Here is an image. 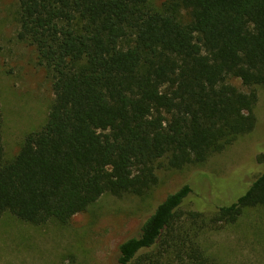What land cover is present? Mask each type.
<instances>
[{
    "label": "trees",
    "instance_id": "1",
    "mask_svg": "<svg viewBox=\"0 0 264 264\" xmlns=\"http://www.w3.org/2000/svg\"><path fill=\"white\" fill-rule=\"evenodd\" d=\"M18 7V39L49 70L54 97L44 125L8 162L0 110V217L66 224L104 195L146 194L158 169L201 165L255 129V91L227 78L264 90V0H164L163 10L148 0ZM256 160L262 168L246 190L206 221L189 213L190 231L177 223L190 184L167 194L118 245L117 264H217L203 255L197 231L264 206V155Z\"/></svg>",
    "mask_w": 264,
    "mask_h": 264
},
{
    "label": "rangeland",
    "instance_id": "2",
    "mask_svg": "<svg viewBox=\"0 0 264 264\" xmlns=\"http://www.w3.org/2000/svg\"><path fill=\"white\" fill-rule=\"evenodd\" d=\"M148 3L163 10L164 0ZM18 11V0H0V110L6 162L17 154L28 133L44 125L54 97L49 70L34 47L18 39ZM177 18L188 23L189 11L179 10ZM227 83L245 93L255 91L253 132L201 165L158 169L157 184L142 196L104 195L66 224L50 220L34 225L4 214L0 264H117L118 245L136 235L152 208L185 183L192 192L180 207L177 223L186 231L192 229L189 213L206 221L218 207L231 203L262 168L256 159L264 155V90L244 87L234 77H228ZM196 241L203 255L217 264H264V206L245 209L235 223L197 231Z\"/></svg>",
    "mask_w": 264,
    "mask_h": 264
}]
</instances>
